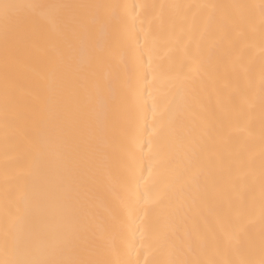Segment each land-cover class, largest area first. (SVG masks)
I'll return each instance as SVG.
<instances>
[{
  "label": "snow or ice",
  "instance_id": "snow-or-ice-1",
  "mask_svg": "<svg viewBox=\"0 0 264 264\" xmlns=\"http://www.w3.org/2000/svg\"><path fill=\"white\" fill-rule=\"evenodd\" d=\"M148 8L195 34L164 108ZM0 133V264H264V0H0Z\"/></svg>",
  "mask_w": 264,
  "mask_h": 264
},
{
  "label": "bare ground",
  "instance_id": "bare-ground-1",
  "mask_svg": "<svg viewBox=\"0 0 264 264\" xmlns=\"http://www.w3.org/2000/svg\"><path fill=\"white\" fill-rule=\"evenodd\" d=\"M70 3H108L112 0H66ZM120 3L129 5H183V4H198V3H256L260 0H119ZM141 11L144 20L143 28L149 33L150 45L152 48L153 62L156 67L155 80H154V94L157 97V102L164 108L167 106L168 101L173 92L172 74L178 69L179 65L184 59L185 50L178 40H183L184 44L190 43V36L195 38V34L190 32V23L184 25V32L181 33L179 27L174 28L171 21L176 16V10L164 9L163 19H161V9L148 8ZM141 41L143 42V34H141ZM211 42V37L208 38ZM252 55L255 57V63L251 66L252 74L258 80L260 64H259V47L257 40V47L252 50ZM147 60V56H145ZM152 79V77H149ZM226 104L230 101L225 98ZM149 108L151 107V99L148 101ZM149 123H151V114L149 113ZM147 137H145V142ZM155 147V146H154ZM11 156V148L8 150ZM145 155H148V147L145 143ZM256 164L259 168V144L255 145ZM5 147L2 141V133H0V220L3 219L4 212V198H5ZM9 168L11 171L12 160H8ZM147 167V160L145 161ZM147 176V172H145ZM191 228V221L177 217L174 225V239L182 238L185 230ZM148 259H152L149 255Z\"/></svg>",
  "mask_w": 264,
  "mask_h": 264
}]
</instances>
